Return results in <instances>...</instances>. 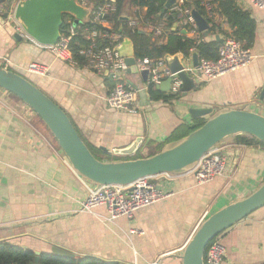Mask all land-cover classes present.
Segmentation results:
<instances>
[{
  "label": "crops",
  "instance_id": "crops-1",
  "mask_svg": "<svg viewBox=\"0 0 264 264\" xmlns=\"http://www.w3.org/2000/svg\"><path fill=\"white\" fill-rule=\"evenodd\" d=\"M237 5L255 22L251 62L209 82L184 72L194 87L170 102L151 101L147 81L128 68L124 78L136 91L135 114L106 108L104 98L113 87L108 76L59 59L25 37L14 38L18 33L12 20L4 18L5 12L0 13V67L23 76L60 107L100 160L150 157L177 128L184 131L210 116L191 118L190 108L208 107L212 114L244 109L264 115V98L259 99L264 84V10L252 7L249 0H237ZM135 12L126 6L122 15L135 22ZM139 12L144 14L145 9ZM206 15L217 29L204 39L229 37L221 16L215 11L212 17L207 11ZM113 25L110 20L104 28L113 30ZM119 47L133 51L126 38ZM176 58L182 68L193 69L191 58ZM32 64L42 66L45 73L29 72ZM158 90L170 94V87ZM132 147L128 154H117ZM216 148L228 160L222 177L205 185H197L190 174L168 181L157 178L155 184L172 196L136 211L130 220L109 222L104 207L80 212L86 188L54 138L28 107L0 89V242L38 254L59 247L75 256L120 264H181L184 247L200 223L252 193L264 180V148L239 144L235 137ZM219 241L226 249L224 264H264V206L224 232Z\"/></svg>",
  "mask_w": 264,
  "mask_h": 264
},
{
  "label": "water",
  "instance_id": "water-1",
  "mask_svg": "<svg viewBox=\"0 0 264 264\" xmlns=\"http://www.w3.org/2000/svg\"><path fill=\"white\" fill-rule=\"evenodd\" d=\"M0 3H4V0H0ZM173 5L174 0H166L160 14ZM88 13L87 9L79 6L77 0H23L15 6L12 18L33 42L43 47H52L60 38L64 15L73 17L76 27L86 22ZM8 14L9 12H5L4 18L7 19ZM191 16L198 31L207 38L208 25L205 19L196 10L191 11ZM121 19L128 20L123 15ZM185 33L182 31V34ZM14 38L19 40V34H15ZM215 40H219V37L215 36ZM118 52L127 67L139 71L146 82L148 72L139 70L132 49L129 47L122 50L118 47ZM199 60L198 53L191 55L193 68L198 67ZM164 61L165 67L171 73H177L176 76L182 80L181 93L185 96L194 87L192 79L182 71L176 56L166 57ZM169 87V79L156 86L162 91ZM0 89L30 109L50 132L75 174L97 186H127L142 178L187 174L204 155L229 137L246 135L264 144V115L244 109H221L212 114L208 107L190 108L188 112L191 118L210 116L200 128L186 137L167 144L150 157L127 161H99L80 139L67 114L23 76L0 67ZM263 98L264 84L259 95L260 100ZM133 147L117 151V154H128L133 151ZM263 206L264 180L252 193L212 213L200 223L184 247L180 256L181 264H204L205 250L215 238ZM51 254L75 257L74 253L59 247H53ZM38 256L35 253L34 264H38Z\"/></svg>",
  "mask_w": 264,
  "mask_h": 264
},
{
  "label": "built area",
  "instance_id": "built-area-1",
  "mask_svg": "<svg viewBox=\"0 0 264 264\" xmlns=\"http://www.w3.org/2000/svg\"><path fill=\"white\" fill-rule=\"evenodd\" d=\"M20 1L23 0H4V3H0V13L9 12L8 18L14 23L17 33L21 37L31 40L12 18V12ZM77 2L79 6L89 11L85 23H88L90 26L83 28L86 46L78 52L79 57L83 60V66L97 74L108 76L112 81L113 87L104 98V104L108 110L135 114L136 91L125 82L124 76L128 67L124 58L118 52L120 37L117 33L104 28V25L108 22V18L116 12L115 0H104L99 5H95L94 0H77ZM186 2L187 0H174V5L170 9L176 11L180 26L190 27L191 36L198 37L200 32L191 16V10L185 7ZM249 2L252 7L264 10V0H249ZM202 5L209 17H212L214 14L212 6L206 2H202ZM73 21V17L69 16V19L66 21L69 26L60 35L58 42L54 46L43 47L37 45L40 48L49 50L59 59L70 61L76 65L78 63L73 60L69 50V44L75 35L77 27L74 26ZM130 26H135V22H130ZM148 32H151L153 37L156 38L161 36L162 29L160 27L149 26ZM252 59L253 57L250 55L249 50H246L240 42L231 37H226L218 46L217 59L215 61L199 60L197 68H183L182 71L186 74L197 75L204 82H209L246 67ZM136 62L139 69L148 72L147 87L149 85L159 86L162 82L169 79L170 94L173 96L180 95L183 84L182 80L176 76L177 73H171L165 67L163 59L153 62L144 58ZM5 63L7 64L8 62ZM28 71L39 75L45 73V69L42 66L35 64L30 65ZM227 168V158L214 147L187 174H190L194 178L197 185H205L213 182L218 177H222ZM76 176L86 188V197L80 202V212L92 213L95 208L104 207L106 208L109 222H113L118 218L130 220L136 211L172 196V192L161 190L155 184V179L161 178L168 181L175 177V175L163 174L153 178H142L127 186H97L87 182L77 174ZM135 233L136 231H130V234ZM140 234L142 233L140 232ZM208 246L204 264H224L226 249L221 242L217 240Z\"/></svg>",
  "mask_w": 264,
  "mask_h": 264
},
{
  "label": "trees",
  "instance_id": "trees-1",
  "mask_svg": "<svg viewBox=\"0 0 264 264\" xmlns=\"http://www.w3.org/2000/svg\"><path fill=\"white\" fill-rule=\"evenodd\" d=\"M166 0H115L116 12L108 18L112 20L113 32L117 33L121 39H129L133 46V56L136 61L144 58L157 62L164 60L166 57H173L181 55L185 60L190 59L193 53H198L200 60L215 61L217 59V50L220 45V39L206 40L202 34L199 33L198 37H190V27L180 26L179 19L176 11L171 9L160 14L161 9ZM203 1H208L212 6L215 13L221 16L230 33L229 37L240 42L246 50H250L255 38V22L248 11L242 10L237 5V0H194L193 2H186L185 7L191 11L196 10L205 20L208 25V35L212 36L217 26L212 19L206 15V10L202 5ZM104 0H94L95 5L102 4ZM128 6L131 9H137L135 12V26H130L129 20L124 21L121 19L123 9ZM145 9L142 14L139 11ZM69 16L64 15L62 18V26L60 34L62 35L68 28L67 20ZM90 26L88 23L81 24L76 27L75 35L72 37L69 44V50L73 60L79 65H83V60L79 57L78 52L86 46L84 40L83 28ZM160 27L162 34L154 38L151 32H148V27ZM185 31V34H182ZM149 99L151 101L170 102L177 99L179 96L171 94L163 95L155 86L149 85L147 87ZM205 120L195 122L193 126H188L184 131L177 128L164 142V145L178 141L186 137L192 131L200 128ZM75 131L80 139L87 146L91 154L99 161H101L95 150H92L88 144L83 140L75 125ZM239 144L245 146H254L264 148V144L256 139L246 136H234ZM163 145V147H164ZM162 147V148H163ZM161 148V149H162ZM137 159V158H136ZM130 159V160H136ZM119 159H113L116 161ZM112 161V160H109ZM127 161V160H122ZM221 236V235H220ZM220 236L215 238L212 242L219 240ZM211 242V243H212ZM210 245V244H209ZM209 246H207L208 248ZM206 248V250H207ZM204 254V260L206 255ZM35 253L31 250H26L20 246L10 244L8 242H0V264H34ZM38 264H120L118 262L104 261L92 256H75L73 258L56 256L53 254L41 253L38 256Z\"/></svg>",
  "mask_w": 264,
  "mask_h": 264
},
{
  "label": "rangeland",
  "instance_id": "rangeland-1",
  "mask_svg": "<svg viewBox=\"0 0 264 264\" xmlns=\"http://www.w3.org/2000/svg\"><path fill=\"white\" fill-rule=\"evenodd\" d=\"M230 138V137H229Z\"/></svg>",
  "mask_w": 264,
  "mask_h": 264
}]
</instances>
